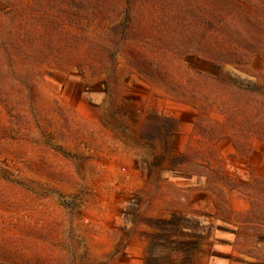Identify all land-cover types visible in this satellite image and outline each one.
<instances>
[{
  "label": "rangeland",
  "instance_id": "rangeland-1",
  "mask_svg": "<svg viewBox=\"0 0 264 264\" xmlns=\"http://www.w3.org/2000/svg\"><path fill=\"white\" fill-rule=\"evenodd\" d=\"M136 1V16L145 24L136 22L132 39L169 31L159 16L172 0ZM8 2H23L32 16L19 23L13 10L0 22V244L29 258L20 264H264V241L243 234L246 228L253 232V223H241L248 201L236 192L245 202L242 209L223 189L230 211L194 209L200 199L216 202L204 180L195 188V181L176 179L190 176V168L167 170L162 151L154 153L142 139V123L154 115L179 121L163 113L167 100L179 101L137 75L115 45L125 4H88L78 13V27L66 19L65 32L76 33L70 41L52 39L56 25L48 24L72 12L65 10L70 0H7V7ZM235 25L241 33L253 31ZM174 34L161 43L181 47ZM245 61L225 64L224 71L253 87L263 81L264 61L256 54ZM196 110L182 119L223 121L215 106ZM195 135L181 150L172 136L171 150L198 152L232 179L260 178L245 162L242 139L237 154L222 159L212 140Z\"/></svg>",
  "mask_w": 264,
  "mask_h": 264
},
{
  "label": "trees",
  "instance_id": "trees-1",
  "mask_svg": "<svg viewBox=\"0 0 264 264\" xmlns=\"http://www.w3.org/2000/svg\"><path fill=\"white\" fill-rule=\"evenodd\" d=\"M108 1L100 0L101 6ZM5 2L7 0H0V22L4 23L3 17L13 10L18 13L16 16L19 23L32 16L23 2L16 6L8 2L9 7L4 5ZM119 2L126 7L124 20L119 25L122 37L115 45L126 52L130 68L145 82L162 88L175 100L196 109L215 106L222 114L221 123H210L201 117L194 121L195 130L201 138L217 140L229 136L236 150L239 139L255 137L264 142V76L263 81L253 87L243 86L227 74L223 67L225 64H245L250 54L259 55L264 61V37H261L264 29V0H172L170 7L159 16V22L162 21L160 25L169 28V31L160 32L156 39L154 33L146 37L142 33L137 40L131 37L135 32V24H145L142 23L143 19L136 16L140 4L136 0ZM88 4L91 8L100 6L94 0H70L65 10H75L74 15L71 12L66 17L49 18L47 23L49 21L51 26L56 25L51 30V38L76 40V33L65 32L66 27L69 24L72 27L79 26L78 13L86 10ZM66 19L71 20L69 24ZM154 20L152 16V23L157 24ZM235 23L250 26L253 31L241 33ZM32 26L34 28L35 24L32 23ZM173 33H178L174 36L183 40L181 47L172 49L161 43H166L165 40L168 41ZM35 34L36 39L39 38L38 31ZM110 60L115 67V54L111 55ZM194 62L214 65L217 69L214 72L199 69ZM154 116L155 120H144L141 135L142 139L152 144L150 146L154 153L157 149L162 151L167 159L166 169L177 171L182 166H188L190 169L187 172L202 178L206 190L215 196L217 211H230L224 197V188L242 195L250 206L241 223H253V232L248 233L246 228L243 234L264 241V178H254L247 182L232 179L221 170L208 166L198 152L192 155L186 149L174 153L169 142L177 134L178 120L162 115ZM113 256L114 253L110 254V257ZM28 259L22 257L16 249L0 244V261L20 264Z\"/></svg>",
  "mask_w": 264,
  "mask_h": 264
},
{
  "label": "crops",
  "instance_id": "crops-1",
  "mask_svg": "<svg viewBox=\"0 0 264 264\" xmlns=\"http://www.w3.org/2000/svg\"><path fill=\"white\" fill-rule=\"evenodd\" d=\"M264 72V65L262 66ZM197 110L190 105H186L179 102L168 101L166 107L163 109V113L168 116H173L179 118L178 121V131L177 134L174 135L177 139V144L174 145V148L177 150H181L186 144H188V140L190 138H196V131L194 127V120L189 118L188 120H183L182 116L185 113H194ZM242 142L246 145V152L244 154L245 162L252 170L254 176L264 178V142L260 141L259 139L252 137V138H243ZM211 144H213L214 148L217 150V155L222 158L233 157V155L237 154V150L234 147V143L232 138L229 136H225L221 139L212 140ZM176 179H184L186 181H195L196 185L195 188H202V178H198L196 176L188 175L186 177H175ZM188 186V185H187ZM202 191V190H201ZM227 196L232 199L234 204H238L243 208H245V202L237 200V193L234 190H230L224 188ZM209 199V198H208ZM211 201V199H209ZM194 209H203L204 207L208 206L209 210H214L216 208L215 201H212L210 204L204 202V199H200L198 202L192 203ZM133 262H128L126 264H140L138 260Z\"/></svg>",
  "mask_w": 264,
  "mask_h": 264
}]
</instances>
